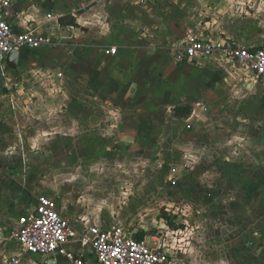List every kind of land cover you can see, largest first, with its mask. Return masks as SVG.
Returning <instances> with one entry per match:
<instances>
[{
    "label": "rangeland",
    "instance_id": "374dc122",
    "mask_svg": "<svg viewBox=\"0 0 264 264\" xmlns=\"http://www.w3.org/2000/svg\"><path fill=\"white\" fill-rule=\"evenodd\" d=\"M256 8L248 7L246 13L255 19L253 28L238 31L252 40L264 37V16L260 15L264 7L259 12ZM160 47L153 55L142 56L155 67L150 83L157 87L163 80L181 84L186 78L177 70L181 64L173 60L176 47ZM161 64L167 72L160 70ZM186 64L215 66L208 80L202 76L193 82L202 91L214 89L218 83L215 96L225 101L213 108H218L222 116L208 118L206 123L202 115L209 114V105L206 101L197 103L192 119L204 123L199 127L167 115L178 99L160 106L155 102L151 121L147 118L152 126L148 130L150 139L132 149L129 145L119 147L113 140L103 142L94 114L85 112L90 96L98 94L97 88L92 90L75 75L80 68L75 69L71 79L65 77L64 67L47 69L42 63L23 64L21 69L8 71L0 64V264H5L9 255L21 253L9 235L13 224L9 206L22 196L24 209L32 211L33 196L46 190L62 203L73 196L85 222L100 220L104 227L119 225L135 238L161 235L170 257L167 264H222L217 261L213 245H209L220 216L214 213V195L209 198L211 202L200 195L201 189L194 195L191 183L183 186L181 179L179 184H172V168L189 169L183 161L192 157L190 149L194 146V156L206 161L215 158L255 165L258 158L264 157L256 150L259 146L264 151V86L246 68L224 57ZM191 129L198 132L199 142L192 139L195 134L190 133ZM207 135L213 137L211 144L207 143ZM70 137L75 141L72 144ZM83 139L88 145L82 150L79 144ZM35 151H40V156L31 157ZM242 184L234 181L225 188V198H220L219 205L229 206L232 212L222 217L229 218L232 226L248 227L244 254L249 264H264V252L257 246L259 235L264 237V198L254 196L250 181ZM244 208L245 213H240ZM90 249L82 253L86 264H98ZM38 259L42 257L22 253L20 264H34Z\"/></svg>",
    "mask_w": 264,
    "mask_h": 264
},
{
    "label": "crops",
    "instance_id": "0c3cea01",
    "mask_svg": "<svg viewBox=\"0 0 264 264\" xmlns=\"http://www.w3.org/2000/svg\"><path fill=\"white\" fill-rule=\"evenodd\" d=\"M83 2L87 3V10L73 14L72 9ZM255 6L258 12L261 11L264 0H12L13 12L9 21L15 32L35 30L47 35H56L59 24H68L70 19H75L76 30L72 40L35 50L21 49L17 69L24 67L23 64L36 66L42 63L47 69L64 67L66 78L71 76L73 79L75 75H79V79L90 85L91 89L97 88L98 94L90 96L91 100H88L85 112L94 114V123L99 125L103 142L109 143L113 140L119 147L129 145L132 149L133 145L146 144L147 139H150L148 130H152V126L147 124V118L151 121L157 106H154L155 102L160 106V103L178 99V102L167 110V115L175 119L171 113L172 107L179 104L198 106L197 103L206 101L210 112L203 114L202 118L208 123V118L212 117L211 119L214 120L220 118L219 109H214L213 106L225 101L215 96L218 83L214 85V89L202 91L198 90L193 82L194 79L200 80L202 76H206L208 80L211 72L215 71V66L209 64L206 67H196L193 64L180 63L181 65L176 67L181 74H185L184 82L172 85L169 81L163 80L157 87L150 83L154 78L155 67L153 63L144 61L142 56L153 55L163 45L173 44L175 47L178 46L177 43L181 45L191 36H211L214 33L217 34L214 36L230 37L250 48H260L264 43V37L259 36L254 41L245 35H239L238 32L253 28L255 19L246 13L248 7L254 9ZM50 13L55 16L52 20L47 18ZM260 15L264 16L261 12ZM111 46H116L118 53L112 56L105 55L104 49ZM216 58H200L184 63ZM4 66L8 71L16 70L10 69L6 62ZM76 68H80V71L74 75ZM160 70L167 72L168 69L161 64ZM193 117L194 114L188 119V122H192L191 125L200 127L204 124L194 121ZM207 127L211 128V126ZM190 133L195 134L192 139L198 141L196 137L199 135L198 132L191 129ZM204 133L208 132L204 131ZM72 138L70 137V144L75 142ZM206 138L207 143L211 144L213 137L207 135ZM79 145L83 150L88 144L83 139ZM74 146L77 149L78 145ZM190 150L192 157L188 161H183L190 167L178 172V184L181 179L183 186L185 183L189 185L191 183L194 195H197L196 193L201 189L200 195L208 197V201L211 202L213 199L209 200V198L214 195L217 202L214 213L219 214L220 219L218 218L214 227L216 233L209 245H213L218 263L249 264L248 256L244 254L248 246L246 240L248 227L232 226L229 218L222 217L231 214L232 211L228 209L229 206L221 208L219 203L220 198H225L222 196L226 195L225 188L229 187V183L231 186L234 181L240 186L243 185L242 182L247 185L250 181L256 191L254 196L257 199L264 198V157L258 158L255 165H246L219 161L220 159L215 160V158L206 161L202 157L194 156L195 146ZM256 150L261 151L264 156L263 148L257 146ZM218 153L219 151L216 155ZM243 190L248 194L246 188ZM46 192L42 194L54 197L50 191L46 190ZM37 196H33L32 210L36 206ZM72 197H68L69 199L64 203L59 198H54L58 201L60 211L68 216L79 230H84L91 224L104 227L105 224L100 220L89 223L81 219L76 200ZM24 202L21 196V199L9 206L8 209L12 213L8 211V214L12 217L10 221H13L10 229L22 215L31 212L24 209ZM245 211L244 208L239 212L245 213ZM148 236L142 234L136 238L142 240ZM259 236L260 241L257 246L260 247L261 252H264V237ZM11 240L20 248L17 242ZM68 247L74 251L84 252L89 246L83 248L80 244L73 243ZM20 252L11 255H19L21 260L23 253L21 248ZM39 256L42 259H38L39 261H35L34 264H48L50 258L55 260V264L68 263L65 257L57 254Z\"/></svg>",
    "mask_w": 264,
    "mask_h": 264
},
{
    "label": "built area",
    "instance_id": "2783aa9c",
    "mask_svg": "<svg viewBox=\"0 0 264 264\" xmlns=\"http://www.w3.org/2000/svg\"><path fill=\"white\" fill-rule=\"evenodd\" d=\"M87 3H80L72 13L87 10ZM12 0H0V64L5 65L13 50H35L72 40L76 26L59 24L56 35H47L35 30L15 32L10 24ZM52 20L55 16H47ZM107 56L118 53L116 46L104 49ZM224 57L241 65L252 78L264 85V47L257 49L237 43L225 36H191L174 49L177 63L195 61L200 58ZM178 168H172L171 183H178ZM58 201L47 194H40L31 212L22 215L10 229L11 239L17 242L23 253L51 256L57 254L67 259V264H86L82 251L68 246L78 243L91 247L98 264H167L170 257L165 251L163 237L159 234L138 239L126 233L119 225L102 227L91 224L79 230L74 222L64 215ZM19 255H11L5 264H20Z\"/></svg>",
    "mask_w": 264,
    "mask_h": 264
},
{
    "label": "trees",
    "instance_id": "16d2710c",
    "mask_svg": "<svg viewBox=\"0 0 264 264\" xmlns=\"http://www.w3.org/2000/svg\"><path fill=\"white\" fill-rule=\"evenodd\" d=\"M74 22H75L74 18L69 20V23L74 24ZM257 48L259 47H256L253 49H257ZM194 111H195V106L192 104H179L171 108L172 116L175 119L182 120V121L188 120L194 114ZM163 218L164 220L168 222V215L165 214Z\"/></svg>",
    "mask_w": 264,
    "mask_h": 264
},
{
    "label": "water",
    "instance_id": "95a60500",
    "mask_svg": "<svg viewBox=\"0 0 264 264\" xmlns=\"http://www.w3.org/2000/svg\"><path fill=\"white\" fill-rule=\"evenodd\" d=\"M20 59V50H13L10 52L6 59V64L10 69H17L18 63ZM40 151H35L30 153L31 157L40 156ZM48 264H55V260L53 258H50L48 261Z\"/></svg>",
    "mask_w": 264,
    "mask_h": 264
}]
</instances>
